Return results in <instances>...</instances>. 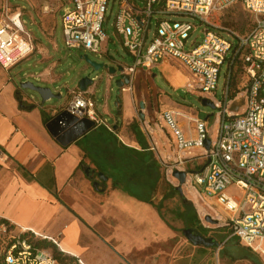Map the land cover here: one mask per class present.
Instances as JSON below:
<instances>
[{"label": "rangeland", "instance_id": "374dc122", "mask_svg": "<svg viewBox=\"0 0 264 264\" xmlns=\"http://www.w3.org/2000/svg\"><path fill=\"white\" fill-rule=\"evenodd\" d=\"M6 1L9 3V11L4 10ZM67 1L0 0V20L2 14L5 19L20 14L21 23L30 35L32 46V52L25 59L9 69H3L0 65V72L7 73L18 88L20 83L29 82L36 87L50 89L54 95H60V98L45 103L44 108L49 112L62 108L68 102L70 91L77 89L78 82L90 74V77L95 78L96 81L88 88L92 93L94 92L96 111L113 126L118 109L115 106L114 83L119 74L110 77L105 69L92 73V68L81 57L87 56L91 62L108 67H116L117 64L133 65V57L123 48L121 39L114 34L113 23L117 2L109 1L106 21L103 25L109 40L101 46V53L94 54L82 49H67L64 45L61 17ZM135 1L139 6H143L139 0ZM164 19L173 18L167 15ZM185 21L197 26L185 47L189 50L192 48V42L199 43L203 39L202 30L205 25L195 19L186 18ZM209 22L219 30L229 29L245 34L251 28L253 18L241 3L237 2L232 8L215 15ZM221 35L231 42L235 41L227 36L226 32H221ZM225 69L223 68L218 80L215 98H208L214 104L223 99ZM47 71L51 73L50 77L41 79L38 77L39 74ZM191 80H195L193 75L179 62L170 58L150 70L138 68L132 84L126 86V92L122 91L124 93L121 92L119 95L121 113L117 116L118 121L120 122L124 117L129 124L138 125L140 130L144 126L138 115L139 103H144L142 114L145 120H150L152 123L149 129L153 131L149 136L153 142V156L149 154L148 159H137L119 148L117 141L102 142L103 139L113 141L114 137L118 138L115 132H113L114 136H111L103 127L95 128L79 139L80 144L87 147L88 155L92 157L88 165L99 174L110 175L111 179L104 185L95 177L94 181L102 184L103 192L90 189L92 194L90 203H99L101 208L99 215L96 212H89L92 218L89 217L90 225H86V236L82 239V246L89 245L94 251L90 254L93 258L92 264H264L262 255L247 251L238 241L229 240V228L223 222L224 213L214 205L213 199L199 196L198 189H194L195 186H192L188 176L186 182L180 186L171 175L175 150L165 128L155 126V123L159 125V120L157 121L159 113L167 110L166 106L169 105L179 109V112L187 117L193 114L192 116L196 115L206 120L210 133H214L217 127L218 107L215 109L203 107L201 99H206L207 96L190 91L195 87L191 84ZM247 84V79L240 70L233 74L232 90L242 91ZM18 90L27 97H33V100L39 104L38 95L29 90ZM179 121L184 123V130H190V122L186 118L180 117ZM127 132L130 134L131 130L128 128ZM119 136L124 138L122 134ZM92 149H95V154L91 152ZM202 154L201 151L184 153V158H189L190 155L198 158L187 160L183 168L187 172L199 170L204 163V159L200 157ZM94 159L103 167L96 164ZM113 174L119 179V183L114 181ZM179 186L182 195L177 191L170 193V187L176 189ZM125 190L151 200L154 205L161 203L159 211ZM225 194L241 195L240 191L234 188L228 189ZM183 200L192 204L201 224L208 229V237L221 243L220 247L192 246L186 240L182 234L185 225L178 218V213L184 209ZM206 216L215 222L205 221ZM97 217L101 218L100 222L97 221ZM82 222L85 224V220L82 219ZM107 235L115 239L110 243L113 248L107 247L106 252H97L96 249L102 244L101 239ZM3 247L0 240V264ZM64 257L63 262H58L59 264H78L77 261L70 259L71 256ZM80 259L84 264H90L84 257L81 256Z\"/></svg>", "mask_w": 264, "mask_h": 264}, {"label": "built area", "instance_id": "2783aa9c", "mask_svg": "<svg viewBox=\"0 0 264 264\" xmlns=\"http://www.w3.org/2000/svg\"><path fill=\"white\" fill-rule=\"evenodd\" d=\"M109 1L68 0L67 6L63 5L61 29L67 49L101 53V46L109 40L103 29ZM114 1L117 2L114 34L133 57L132 66L117 64L116 67H122V72L117 73L127 76L131 85L138 68L150 70L167 59H174L195 78L191 80L195 87L190 91L207 96L206 99L219 109L214 133L209 132L206 120L196 116L187 117L172 111L159 113V125L155 123V126L165 128L174 145L171 172L187 173L194 189H198L197 194L213 199L214 205L224 213L223 222L230 230V238H236L241 245L264 257V0H240L253 18L245 34L219 30L209 22L215 15L232 8L238 0H139L143 6L135 0ZM8 6L6 1L4 10L9 11ZM167 15L173 19H164ZM15 16L21 21L20 14ZM13 17L5 19L2 14L0 20V65L3 69L13 67L32 52L30 35L23 24V27L15 25ZM186 18L205 25L203 39L199 43L192 42L189 50L185 47L197 26L185 21ZM221 32L235 41L223 37ZM4 34L8 36L5 41L1 38ZM223 68H226L223 99L214 104L211 99L215 98ZM238 70L248 84L230 99L232 76ZM239 100L243 103L238 110L230 111ZM60 110L113 133L112 125L96 111L95 101L78 89L70 91L68 102ZM180 117L190 122V130L180 125ZM140 120L143 132L151 136L150 120L144 117ZM192 151L203 152L200 157L204 159L201 166L204 168L200 173L191 174L183 168L187 160L198 158L183 157L184 153ZM230 188L240 191L241 195H226ZM0 240L4 246L1 264H59L48 250L38 247V240L50 241L66 254L56 239L41 237L30 229H18L6 220L0 222ZM75 258L78 264H84Z\"/></svg>", "mask_w": 264, "mask_h": 264}, {"label": "crops", "instance_id": "0c3cea01", "mask_svg": "<svg viewBox=\"0 0 264 264\" xmlns=\"http://www.w3.org/2000/svg\"><path fill=\"white\" fill-rule=\"evenodd\" d=\"M46 76L50 77L51 73L43 72L38 77ZM18 89L7 73L0 72V220L9 221L18 229L33 230L41 237L54 238L63 252L79 259L82 256L92 264L90 254L94 251L89 245L82 246L86 225H90L89 212L99 215L101 211L99 203H90L89 200L95 182L91 179L92 171L97 173L88 165L92 157L79 139L68 147L59 145L46 130L43 118L44 114L51 119L58 109L49 112L44 107L39 108L33 97H27ZM126 90L125 86L124 92ZM84 93L95 101L94 92L87 89ZM166 107L164 111L181 114L179 109ZM192 115L190 117L196 116ZM116 121L117 128L113 132L118 137V145L141 150L132 123L129 124L124 117L120 122L115 118L114 124ZM179 123L184 127L183 122ZM140 132L141 143L143 141L153 151L151 139L143 129ZM91 152L95 154L96 151L92 149ZM85 169L89 170L88 175L84 174ZM106 177V182L111 180L110 176ZM100 182L98 190L103 192ZM96 219L100 222L101 218ZM110 236L101 239L97 252L113 248L110 243L115 239Z\"/></svg>", "mask_w": 264, "mask_h": 264}, {"label": "water", "instance_id": "95a60500", "mask_svg": "<svg viewBox=\"0 0 264 264\" xmlns=\"http://www.w3.org/2000/svg\"><path fill=\"white\" fill-rule=\"evenodd\" d=\"M81 59H84L89 66L92 68V73L97 72L100 69H105L110 77L116 76L117 72H122V67H108L107 65H101L96 64L95 62H91L87 56H82ZM95 78H91L90 74L86 77L82 78L78 82L77 89L81 92H85L88 87L92 86L95 83ZM129 78L124 75H119L118 79L115 81V87H116V98H115V106L118 108L115 118L117 119L118 114L120 113V107H119V95L121 94V89L125 86L129 85ZM20 90H29L36 95H38L40 102L38 104L39 108H43L45 103L50 101L51 99L60 98V95H54L50 89L48 88H42V87H36L33 84L29 82H24L19 84ZM243 101L239 100L235 102L231 108L230 111L236 112L240 105H242ZM201 104L203 107H209L211 109H215L214 105L210 103L207 99H201ZM144 109L143 102L139 103V111L138 115L143 118L142 110ZM46 130L50 134L52 138L56 140V142L61 145L62 147H68L81 137L85 136L87 133L95 129V125L93 122L87 120V119H81L78 120L71 114H69L65 110H57V114L52 116V118L46 123L45 125ZM117 128V121L115 122L113 126V131H115ZM209 142H206V149H208ZM204 166L201 167L199 170L193 173H200L202 172ZM84 174L88 175L89 170L85 169ZM92 174L94 172L92 171ZM172 177L175 178L178 181V184L181 186L186 182V178L188 176L187 173L183 171L174 170L171 173ZM97 178L101 180L102 182L107 181V177L103 174H97ZM99 182L95 181L92 183V188L94 190H98ZM177 187L176 191L182 195L181 187ZM205 221L214 223L215 221L210 219V217L206 216ZM183 236L186 238V240L192 245V246H202L205 248H218L220 247V244L214 239L209 237L202 236L195 228H184L182 230Z\"/></svg>", "mask_w": 264, "mask_h": 264}, {"label": "trees", "instance_id": "16d2710c", "mask_svg": "<svg viewBox=\"0 0 264 264\" xmlns=\"http://www.w3.org/2000/svg\"><path fill=\"white\" fill-rule=\"evenodd\" d=\"M237 2H240V0H238ZM238 92H239L238 90H232L230 92V96H229L230 99L233 98L236 95V93H238ZM18 101H19L20 105L22 104V106H23V103L20 100H18ZM43 118H44V124H46L50 120V118L44 116V114H43ZM104 130L108 134H110L111 136H114L113 133L107 131L105 128H104ZM132 130L136 134L137 141H138V143H139V145L141 147V150H136V149H133V148H129V147L123 146L122 144H119V148L121 147L125 152L130 153L132 156H134V157H136L137 159H140V160L141 159H148L149 154H151L153 156V152H152V150H150L148 145L147 144H143V141L141 143V132L139 130V127L136 124L133 123L132 124ZM115 141H117V138H115V137H114L113 141L112 140L106 141L104 139L102 140V142H115ZM95 163L99 164L100 166H102L97 160H95ZM156 165H158V162H157ZM113 175H114V181L118 182L119 179L116 178L115 174H113ZM108 176H110V175H108ZM115 186H117V185H115ZM125 191H128V190H125ZM128 192L133 194L138 200L151 204L154 208L157 209V211H159V207H160L161 203H159L158 205H154L151 200H148L146 198H142V197H140V196H138V195H136V194H134V193H132L130 191H128ZM170 193H176V189L173 188V187H170ZM164 197L168 198L170 196H164ZM182 203H183L184 209L181 212L178 213V218L183 222V224L185 225V228H195L202 236L208 237V235H207L208 229H206L201 224L198 216L195 213V210H194L192 204L190 202H188V201H185V200H183ZM0 222H1V220H0ZM229 233H230V230H229ZM209 238H211V237H209ZM230 239H233L234 241L237 242V239L234 238V237L229 238V240ZM37 242H38L37 243L38 247H40L42 249H45V250H48L51 253L52 257L57 262H60V263L63 262V260L65 259L64 256L67 255V254H63L62 252H60L50 241L38 240ZM219 244L221 245V243H219ZM246 249H247V251L251 252L250 249H248V248H246ZM62 256H63V258H62ZM70 259L76 261V258L73 257V256H71Z\"/></svg>", "mask_w": 264, "mask_h": 264}, {"label": "bare ground", "instance_id": "6f19581e", "mask_svg": "<svg viewBox=\"0 0 264 264\" xmlns=\"http://www.w3.org/2000/svg\"><path fill=\"white\" fill-rule=\"evenodd\" d=\"M13 20H14L16 26L23 27L19 18H16V16H15V17H13ZM1 38L5 41L6 39H8V36H7V34H4L1 36Z\"/></svg>", "mask_w": 264, "mask_h": 264}, {"label": "flooded vegetation", "instance_id": "af4514ba", "mask_svg": "<svg viewBox=\"0 0 264 264\" xmlns=\"http://www.w3.org/2000/svg\"><path fill=\"white\" fill-rule=\"evenodd\" d=\"M97 178V173L96 174H93L92 176H91V179H92V181H94V178ZM98 189H99V187H98Z\"/></svg>", "mask_w": 264, "mask_h": 264}]
</instances>
